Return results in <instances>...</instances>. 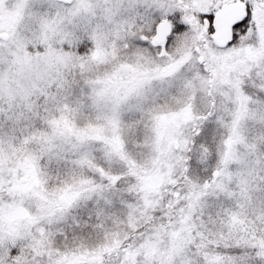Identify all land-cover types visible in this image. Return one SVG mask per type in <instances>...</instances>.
<instances>
[{
	"label": "snow or ice",
	"instance_id": "6c2138e0",
	"mask_svg": "<svg viewBox=\"0 0 264 264\" xmlns=\"http://www.w3.org/2000/svg\"><path fill=\"white\" fill-rule=\"evenodd\" d=\"M0 264H264V0H0Z\"/></svg>",
	"mask_w": 264,
	"mask_h": 264
}]
</instances>
